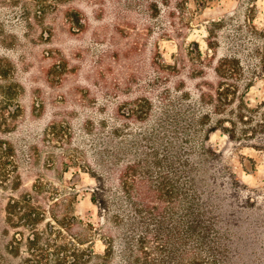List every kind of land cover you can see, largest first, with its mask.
<instances>
[{"label": "rangeland", "instance_id": "obj_1", "mask_svg": "<svg viewBox=\"0 0 264 264\" xmlns=\"http://www.w3.org/2000/svg\"><path fill=\"white\" fill-rule=\"evenodd\" d=\"M0 264H264V0H0Z\"/></svg>", "mask_w": 264, "mask_h": 264}]
</instances>
